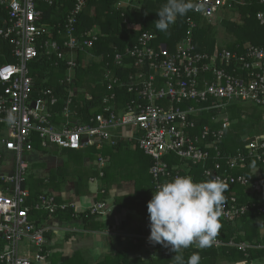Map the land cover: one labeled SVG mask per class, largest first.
Returning <instances> with one entry per match:
<instances>
[{"label": "built area", "instance_id": "built-area-1", "mask_svg": "<svg viewBox=\"0 0 264 264\" xmlns=\"http://www.w3.org/2000/svg\"><path fill=\"white\" fill-rule=\"evenodd\" d=\"M58 0H0V50L3 45L9 50L10 61L0 63V161L11 166L10 173L0 172V264H49L52 255L47 236L64 231L55 225L35 218L43 211L49 218L58 212L72 209L77 216H106L110 209L107 203H93L89 208L77 210L74 204L57 201L53 193L40 195L31 200L29 191L23 187L28 175L31 153L39 150L78 151L90 147L97 149L104 144L115 146L119 140L135 142L136 147L152 165L149 175L154 191L164 182L178 176L176 169L169 170L165 158L175 156L192 165H206L214 152L212 167L204 170L206 179L218 176L227 185L249 186L251 192L264 198V179L236 175L251 160L264 165V132L244 140V150L222 158L218 145L230 127L224 110L233 103H250L261 109L264 123V47L249 46L244 53L228 50L213 54H200L193 43L196 24L188 18L185 37L174 48L165 44L154 45L155 35L140 32V26L128 25L138 34L136 43L126 50L136 70L127 82L121 83L105 70L106 88L110 95L104 96L99 112L81 121L83 105L75 103L85 89L75 86L77 58L79 54L92 55L89 51L98 40L96 31L76 35L77 18L85 7V0H76L64 25L50 27L43 24L41 5L53 6ZM233 0H193L198 8L193 14L211 22L218 13L229 8ZM236 3V2H235ZM262 9L255 18L264 27V0H259ZM136 8L132 0H120L116 11ZM54 30H56L54 34ZM54 35L61 37V41ZM0 56L5 54L0 51ZM42 60L58 68H65L59 80L64 93L51 88L43 89L33 96V79L30 65ZM122 58L115 57L120 65ZM114 87L126 88L134 95L124 107L117 110ZM62 111H56L60 100ZM181 105H186L181 108ZM219 111L220 117L212 119L220 123L216 130L204 127L198 136L191 134L196 129V120L203 112ZM12 112L16 119L9 123L7 115ZM58 118L57 121L55 119ZM123 130H130L124 135ZM37 145L38 147H35ZM106 163L99 158L96 167L98 177L89 180L102 189ZM253 172L256 168H252ZM61 198V195H60ZM260 215L264 205L252 204ZM249 210L248 205L239 206L235 197H229L221 209L220 219L234 221ZM264 236V229L262 230ZM149 235H136L133 241L143 239L145 249L151 254L158 244L149 242ZM223 245L218 238L212 247ZM228 246L247 254L248 250L262 249L264 245L229 242ZM194 249H198L192 246ZM164 256L172 251L161 245ZM248 256V254L246 255ZM138 257H140L138 255ZM244 264V263H242Z\"/></svg>", "mask_w": 264, "mask_h": 264}, {"label": "trees", "instance_id": "trees-1", "mask_svg": "<svg viewBox=\"0 0 264 264\" xmlns=\"http://www.w3.org/2000/svg\"><path fill=\"white\" fill-rule=\"evenodd\" d=\"M119 1L85 0V7L77 18V36L93 30L99 36L94 47L89 51L92 57L89 58L82 53L77 58L75 86L85 89L86 93L91 96L90 100H86L83 94H79L75 99L76 104L83 105L80 110L83 116L81 121L99 112L103 97L111 94L106 88V69H109L113 77L118 78L121 83L127 82L129 76L136 71L132 67L131 59L126 57V50L135 45L138 34L131 31L128 25H138L140 32L155 35L154 45L165 44L169 48H174L185 37L186 20L191 18L196 24L193 32V43L196 51L200 54L211 55L216 49L218 51L225 49L240 55L249 46L264 47V27L260 26L255 18L256 12L262 9L259 0H233L234 2H230L226 12L232 14L233 19L219 18L217 24L221 27L220 32L223 31V41L217 38L219 36L216 31L217 26L213 24L215 18L209 22L194 15L191 10L184 16H177L167 32H161L156 29L155 22L159 19L157 12L167 0H132L136 8L116 11V4ZM75 2L76 0H58L53 6L41 5L43 24L62 28ZM55 32L56 30H54V34ZM54 37L58 41L61 39L56 35ZM0 51L5 54L4 58L0 56V63L9 62L8 48L3 45ZM116 55L122 58L120 65L115 64ZM29 68L33 79V96H37L43 89L47 88L53 89L56 93H64L59 84V80L65 71L63 65L55 68L51 63L39 60L31 64ZM114 93L116 95L114 105L117 110L122 109L126 102L134 98V95L128 93L123 87H114ZM63 104L64 100L61 99L56 108L58 115L62 111ZM185 106L181 105L180 107L184 108ZM254 106H252L253 109H244L239 103H233L224 110L230 127L225 131V136L218 145L222 158L244 150V136H254L264 132L263 112ZM219 113V111L203 112L195 121L196 129L191 134L198 136L202 129L207 126L212 130L220 128V123L212 120L213 118L218 119ZM57 120L58 118L55 119V121ZM35 147L38 146L35 145ZM39 151L43 157L50 156L51 153L56 155V152H59H54L52 149ZM62 153L64 155L63 160H59L57 167L52 168L41 178L37 177L38 174L36 175V173L38 170H43L46 164L30 162L26 182L23 184V187L29 191L30 202L36 200L40 195L53 193L59 196L57 201L66 204L67 201L65 202L60 198V193L70 183L74 185L75 195L91 194L89 180L98 177L96 164L99 158H103L107 165L103 169L104 176L99 181L102 189L96 191L94 195L96 202H94L107 203L110 191L114 186L120 188L123 182L133 181L134 193L114 198L113 204L117 210L124 209L130 214H135L136 217H142L149 221L147 203L154 193L153 180L149 175L152 161L136 147L135 142L119 140L115 146L104 144L99 149L90 147L78 151L64 150ZM0 156L4 157L3 154ZM214 158L215 154L211 152V158L206 165H192L175 156L166 157L165 162L170 171L173 168L176 169L173 175L176 173L179 176L191 175L194 182H200L208 180L204 177L203 172L212 167ZM52 160L54 159L52 158ZM253 167L256 168V172H253ZM234 174L251 177L253 180L264 179V165L248 160L245 168L236 170ZM224 195L225 200L231 196L235 197L239 206L248 205L249 210L234 221H225L219 218L222 227L216 238L223 245L218 248L211 246L205 249H194L191 246L183 249L185 264L194 252L200 254V264H251L255 259L264 258V248H252L248 250V256H246L247 254L245 255V253L227 245L231 241L247 243L253 247L264 245V236L262 235L264 215L258 214L252 207V204L263 206L264 198L261 199V194L257 192H251L249 186L239 184L228 185ZM78 217L80 218L78 221L89 232H102L106 228V223L102 217H85L83 214H79ZM35 218L47 223L52 218H57L61 222L77 220L72 209L58 212L52 218H49L43 211H39ZM48 224L50 225V223ZM138 235H150V228L141 230ZM52 237V235L51 237L50 235L47 236L48 240L51 241L53 240ZM63 240L65 243L68 242L69 236L64 237ZM144 246L143 239L125 240L113 251L112 255L101 257L93 264H175V261L172 260L175 253L171 252L168 256H164L161 244L157 245L152 254ZM50 249L52 250L51 246ZM48 263L90 264L80 252H74L71 256H59L52 253Z\"/></svg>", "mask_w": 264, "mask_h": 264}, {"label": "clouds", "instance_id": "clouds-1", "mask_svg": "<svg viewBox=\"0 0 264 264\" xmlns=\"http://www.w3.org/2000/svg\"><path fill=\"white\" fill-rule=\"evenodd\" d=\"M198 8L193 0H167L157 12L155 27L167 32L177 16H184ZM9 112L8 122H15ZM97 184H90V191H97ZM228 185L218 176L194 182L191 175L176 176L161 184L147 203L150 235L149 242L161 244L175 253V264H185L182 250L191 246L198 249L211 247L222 227L219 217L225 204ZM201 256L194 252L187 264H200Z\"/></svg>", "mask_w": 264, "mask_h": 264}, {"label": "crops", "instance_id": "crops-1", "mask_svg": "<svg viewBox=\"0 0 264 264\" xmlns=\"http://www.w3.org/2000/svg\"><path fill=\"white\" fill-rule=\"evenodd\" d=\"M62 39H60L61 41ZM124 135H130V130H123ZM56 152L57 149H52ZM52 161V166H50L49 171L53 168H56L58 161L56 155L53 153L49 154ZM107 165V164H106ZM0 172L10 173L12 168L11 166L1 167ZM90 187V185H89ZM98 188V187H97ZM134 193V182H123L120 188L113 187L110 191V195L107 201L109 206V213L102 217L106 223V228L102 232H89L83 225L78 221L80 218L79 215L76 216V221H64L61 222L57 218H52L48 220L50 225H55L64 230L59 232L54 236V239H61L69 236V241L73 240V247L85 249L87 245H99V247H108L110 251H114L119 245H121L125 240H133V238L139 234L141 230L149 229V221L144 220L142 217H136L135 214H130L128 211L122 209L117 210L113 204V199L119 196L130 195ZM96 192H91L88 195H75L73 183L67 184L64 187V190L60 193L61 199L67 201L69 204H74L77 210H84L89 208L96 199L94 195ZM97 196V195H96ZM95 201V202H94ZM111 219V220H110ZM92 236V240L88 239ZM51 237V236H50ZM96 237V239H94ZM117 239V240H116ZM115 241V244H112V241ZM69 244V243H68ZM114 253V252H113ZM112 253V254H113ZM110 254V255H112Z\"/></svg>", "mask_w": 264, "mask_h": 264}, {"label": "rangeland", "instance_id": "rangeland-1", "mask_svg": "<svg viewBox=\"0 0 264 264\" xmlns=\"http://www.w3.org/2000/svg\"><path fill=\"white\" fill-rule=\"evenodd\" d=\"M222 18V19H233V16L232 14L230 13H227L226 10H223L221 11L220 13H218L215 17V19L213 20V24L217 26L219 20ZM220 29L221 27L220 26H217L216 27V31H217V35H219L217 38L220 40V41H223L222 37H224V34H223V31L220 32ZM221 33V34H219ZM89 60V59H88ZM240 105H242V107L245 109H250L252 108L253 109V105L252 104H243V103H239ZM255 108V106H254ZM259 110V108H257ZM5 131L1 130L0 129V135L5 137ZM252 137L251 135H247V136H244V140L246 138H250ZM58 151V150H56ZM40 151L38 152H33L31 153L29 159H27V162L30 164V162L32 163H36V162H41L42 164L45 163L46 164V167L43 169V170H38V172L36 173V175L38 174L37 177L41 178L43 176H45L47 174V172L49 171V168L50 166H52V158L50 156H45L43 157V155H41V153H39ZM56 156L57 161H61V159L63 160L64 158V155L63 153H67V152H63L62 151L60 152H56ZM63 157V158H62ZM7 163H2V161H0V169H2V165H6ZM8 165V164H7ZM256 172V171H254ZM111 220V219H110ZM105 222V221H104ZM261 225V224H260ZM88 239L92 240V236H90ZM96 239V237L94 238ZM117 240V239H116ZM116 240H113L112 241V244H115V241ZM69 243V244H68ZM51 247H52V253L55 254V255H59V256H71L72 253L74 252H80L83 257L89 261L90 264H93V262H97L99 260V258H103V257H106V256H110V254L113 253V251H110L108 247H99V245H96V244H93V245H87L85 249H80V248H75L73 247V240H70L68 242H64L62 241L61 239L57 238L53 244H51ZM251 264H264V258H260V259H255L254 261L251 262Z\"/></svg>", "mask_w": 264, "mask_h": 264}]
</instances>
